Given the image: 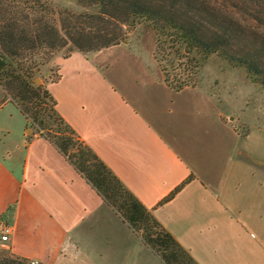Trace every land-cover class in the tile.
Here are the masks:
<instances>
[{"label": "crops", "instance_id": "1", "mask_svg": "<svg viewBox=\"0 0 264 264\" xmlns=\"http://www.w3.org/2000/svg\"><path fill=\"white\" fill-rule=\"evenodd\" d=\"M117 46L51 58L57 114L197 264H264V125L236 132L209 92L169 88L153 60L131 58L137 74L103 68L95 55ZM21 116L12 141L0 124L10 252L39 264H162Z\"/></svg>", "mask_w": 264, "mask_h": 264}, {"label": "trees", "instance_id": "2", "mask_svg": "<svg viewBox=\"0 0 264 264\" xmlns=\"http://www.w3.org/2000/svg\"><path fill=\"white\" fill-rule=\"evenodd\" d=\"M78 2L93 12L56 13L42 5L41 9L29 7L31 12H24L13 1L0 0V86L4 77L13 100L39 99L41 94L50 100L49 118L55 124L54 133H49V128L40 123V135L68 160L162 264H197L57 114L48 92L33 86L30 79L38 63L13 68L6 59L32 58L42 52L41 59L47 61L66 47L68 52L64 57L73 51L98 52L124 43L130 28L147 22L156 37V53L162 52L164 60L168 57L177 60L171 71L157 62L169 88L179 91L194 87L197 69L212 55L233 67L244 68L255 83L264 87V0ZM184 59L186 62L181 63ZM21 112L25 114V110ZM37 119L34 116L32 122ZM31 262L12 253L0 256V264Z\"/></svg>", "mask_w": 264, "mask_h": 264}, {"label": "rangeland", "instance_id": "3", "mask_svg": "<svg viewBox=\"0 0 264 264\" xmlns=\"http://www.w3.org/2000/svg\"><path fill=\"white\" fill-rule=\"evenodd\" d=\"M18 7L24 9V12H31L29 7L41 9L50 8L54 12H61L64 10L74 13L93 12L92 8H86L79 4L78 0H11ZM37 1V2H35ZM156 37L147 22H140L127 32V39L124 43L110 50L103 51L95 55L96 61L100 62L101 66L110 67L111 72L117 74L134 73L131 72L132 66L131 58L139 57L145 60H153L159 70L161 63L167 70L171 71L176 67V59L168 57L162 59V52L156 53L155 51ZM68 52V47L61 50L56 54L65 56ZM41 54L35 55L32 58L26 56L25 58L6 59L10 67H17L24 64L25 66L38 63V66L33 69L34 74L30 81L34 87L39 86L40 91H45V82L55 81L58 78L56 66H47L50 60L44 61L41 59ZM55 54V55H56ZM159 61V62H158ZM158 62V63H157ZM185 63L186 59L181 60ZM40 63H44L39 65ZM47 66V67H46ZM177 69L173 73H176ZM161 73V72H160ZM2 81V90L5 98L14 104L21 112L25 110V114H21L26 119V135L39 134L40 123L45 124L49 128V133L53 135L55 124L52 119L50 109L52 103L48 98L40 95L39 99L31 98L28 100L20 101L11 99L10 91L7 90L4 77ZM203 89L209 92L213 97L214 102L220 107L223 118L226 122L233 126V129L238 133H246L250 126L254 124L264 125V87L255 83L252 78L247 74L244 68L233 67L228 64L224 59L219 56L212 55L202 62L197 69V75L194 87ZM43 101V104L40 103ZM7 104L0 107V124L8 128L9 140L16 139L22 131L23 120L17 108ZM37 116L38 119L35 123L32 118ZM42 127V126H41ZM44 133H47L44 132ZM10 249L7 243L0 242V256L10 255Z\"/></svg>", "mask_w": 264, "mask_h": 264}, {"label": "built area", "instance_id": "4", "mask_svg": "<svg viewBox=\"0 0 264 264\" xmlns=\"http://www.w3.org/2000/svg\"><path fill=\"white\" fill-rule=\"evenodd\" d=\"M11 234V227L6 221L0 219V242L7 243L9 241V237ZM32 264H36V262L32 261Z\"/></svg>", "mask_w": 264, "mask_h": 264}]
</instances>
